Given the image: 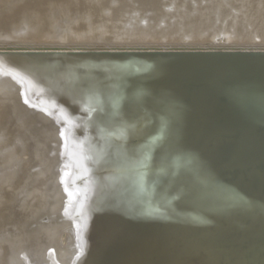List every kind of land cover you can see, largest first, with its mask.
<instances>
[{"label": "rangeland", "instance_id": "obj_1", "mask_svg": "<svg viewBox=\"0 0 264 264\" xmlns=\"http://www.w3.org/2000/svg\"><path fill=\"white\" fill-rule=\"evenodd\" d=\"M17 1L21 0H11L9 7L1 4L0 15L2 10L11 9ZM96 2L99 3L96 4ZM45 3L47 10L52 12L57 20L51 27L52 35L46 40L45 48L68 49L53 53L46 51L47 53L43 54L48 56L64 53L68 61H73L76 65L72 67L68 65L66 68L67 72L65 70V77L62 80L65 86L57 85L59 89L51 88L47 92H41L43 89L40 85L41 80L48 79V76L52 77L53 73V76H56L59 72V68H57L59 65H55V62H62L61 58L64 56L57 55L52 60L50 59L49 64L43 66L45 71L42 70L43 68L38 71L40 67H34L32 70L35 69V72L37 70L36 75L40 73V70L44 73L41 72L40 75L33 76V82L31 77L33 74L35 75V72L31 71L33 74L29 76L28 81L31 79L32 84L30 81H25V83L27 86L30 84V88L34 87L41 92L36 93V98H33V95L28 96L29 92L34 94L36 91L32 88L33 91L30 89L27 92L29 87L25 86V83V87H22L24 91L21 90L25 95L16 94L17 87H14L15 89L9 87L10 92L8 91V93L11 94V97L14 94L19 96L11 99L12 101L19 99L17 101L19 104L14 101L17 104L16 107L19 106L21 109L25 103L27 106L31 104L29 109H26V105H24L26 108L22 106L20 111H18L19 107L15 108L16 114L21 115V111L24 112L25 108L29 114L32 113L30 115L33 119V121L31 118L27 119L26 111L27 122L29 123L31 120L36 124L34 125L30 121L29 125L34 126L31 128L33 132L30 131L33 136L30 134L28 137L31 136L33 139L30 141L31 138L27 139L28 137H26V142L23 140L22 150L31 148L30 142L33 147L40 144L43 147L40 146L41 153L31 160L38 159L37 157L40 155L42 159L41 162L35 160L33 166H37V163L42 166L43 163L49 162V159L46 161L45 158L43 159L42 152H46L52 147L57 133L48 132L51 125L47 117L49 118L51 113L56 111L54 107L65 108L64 105L67 103L72 105L75 103L73 107L69 105L70 108H73L72 111L70 109V112L68 104L65 109H62L65 113L68 112L65 114L68 117L64 118L67 122L61 121L62 123H59L61 126H59L65 129L72 122L74 124L77 122L73 120L71 122L69 119L82 118L79 111L77 112L81 100L77 102L78 104L75 102L80 99L79 95L81 99L82 94L86 95L89 102L94 101V95L97 99L95 105L94 102L91 104L94 105V109L90 104L91 107L88 105L89 110L93 112L87 114L86 118L89 122L83 119L85 118L83 116L78 125L75 126L72 123L71 126L74 127L71 131L70 126L67 133L60 134L65 132H63L64 129H61L59 134L63 136V140L67 135L69 137H66L67 141L69 140L68 144L75 143L79 149L77 152L80 154L83 152V156L78 155L80 164H85L86 156L87 160L91 159V156L88 159L89 155L86 153H90L92 156L96 153L92 158L96 157L98 160L96 158V162L94 159L91 160L97 164L89 167L78 165L73 169L72 177L83 176L82 180L66 190H62V199L60 200L62 202L87 203L92 208L93 214L96 215L103 206L100 202L107 204L121 196L125 203L120 207H109L105 221L86 247L81 246L83 245L81 242H74L73 246H69L66 242L72 233L78 236L87 234L86 228L73 227L76 224L77 226L81 224L84 215L76 212L70 220L56 214L52 221L56 227L50 225V228L52 226L58 228L56 233H60L58 236L63 242L62 246L57 243L52 246L55 248H53V253L58 254L56 259L60 264H96L108 254L123 256L126 247H133L135 244L144 245L151 236L156 238L152 243V248L142 252L157 251V261L154 264H159L164 259L163 256L169 254L166 245L170 243V239L167 238V234L183 227L186 228V238L173 247L175 254L170 257L169 264H179V259H185L186 264H194V262L199 264L204 254L203 257H209L211 254L215 257H209L211 259L208 258L209 263L207 264H213L214 261L215 264H218L216 262H219V259L221 264H231L234 258L242 257L236 260L238 264H241L239 262H242L243 256V264H264V239H259L260 229L263 225L259 220L255 222L254 218L262 211L263 214H258V216H261L264 221V54H195L192 51L185 52L184 50H180V54L163 53V50H159L162 52L158 54L154 52L158 51L154 49L163 48L264 47V0H45ZM92 3H94V8H90ZM88 8L91 12L84 16V11H87ZM69 13L70 15L65 19L64 15ZM72 28L73 30L70 31ZM25 30L26 28L23 27L20 33ZM0 40H2L0 49H2L1 47L9 48V46L11 48L10 43L4 38ZM3 43L5 44L2 46ZM108 44L115 45L120 51H125L127 48H151V50H146L148 52L145 53L142 51L140 54H116L114 57H112V53H69L77 51L75 50L77 48H102L105 45L108 47ZM83 68L85 69L83 70ZM53 70L54 72H52ZM255 71H259L257 77H249L240 86L222 87L229 81L236 80L243 75H250ZM183 80L206 81V85L195 89L188 85L183 86ZM73 83L74 85H71ZM69 84L74 88L69 87ZM61 87H65L64 93H62L63 88ZM7 90L8 88L4 92ZM66 92L69 95L72 92L75 98H78L73 97L75 101L71 98L67 99L72 94L67 96ZM62 94H66L62 98L67 99V102L61 98ZM4 95L0 91V100ZM76 95L78 96L76 97ZM223 95L225 99L220 101L219 97ZM7 96L10 98V95L7 94ZM185 96L189 97L190 101L187 104H182L181 99ZM254 97L260 99L258 106L251 103ZM84 99L86 98H83L81 104L83 105L84 102L88 104V100H86L87 103ZM68 100L74 102H68ZM22 101L25 103L21 105ZM126 101H128V109L125 108ZM164 102L166 106L161 108L160 106ZM63 103L66 104L62 105ZM36 108L40 109L38 113H42V116L36 112ZM75 108L77 110H74ZM237 108L251 112V117L254 119L249 123L235 122L232 119ZM73 111L80 116L77 114L75 116ZM33 114L37 116L35 119ZM15 117L19 121L18 119L21 120L23 116ZM15 119L13 122L16 121ZM69 121L71 123L68 125ZM80 121L82 122L80 123ZM16 122L13 123V127L18 123ZM41 127H47V131L46 129L44 131L49 138L43 139L45 133L43 134L44 131ZM16 128L19 127L15 126ZM106 129H111L113 132L106 134ZM95 130H99V136L90 141ZM16 132L12 141H10L11 139L7 140V144L4 142L5 146L2 150L18 146L16 142L21 141L20 134H18L20 130L16 129ZM162 136L165 137V141H157V138ZM35 138L36 140H34ZM37 138L40 139V143ZM52 138H54L53 141ZM147 139L151 140L147 141ZM24 142L28 144L24 145ZM63 142L67 145L66 141ZM63 145L68 146L64 143ZM241 146L245 148L244 160L229 166L222 165V159ZM35 148H31V153ZM38 148L39 145L36 149ZM2 150H0V158L6 156L8 152H4V150L2 153ZM27 151L30 152L29 149L23 151L25 156H27ZM31 153H29V157ZM214 157L216 160L212 163ZM210 162L213 165L211 164L206 175L195 186L201 191L210 183V186H214L210 187L213 193L218 191L217 187L218 189L222 187L223 189L221 188L222 190L219 189V191L224 193V197L222 195L219 197L222 199L218 198L215 202L207 204L203 209L202 219L200 216L197 220L196 211L188 203L181 201L192 184V180L185 174V166L194 164L206 166ZM100 163H102L101 168H96ZM61 164L62 160L58 166H55L56 168H49L46 175L56 171ZM115 164L117 165L112 168ZM260 165L261 168H259ZM33 166L31 165L30 169L34 171L36 166ZM8 167L5 168L6 171L9 170ZM11 169L8 172L12 173ZM30 169L28 168V171L25 172L28 174L27 176L29 173L30 175L34 173L30 172ZM2 170L0 172L4 173L5 170ZM4 179L0 178V193L9 187L7 179L5 181ZM98 179L105 181L106 190L92 194L97 187ZM37 183L36 181L26 185L29 189L32 186L35 187ZM180 183L182 184L180 185ZM14 185L16 186L17 182ZM14 185L13 187H15ZM214 188H216L215 191ZM214 194L220 196L221 193ZM5 195L4 192L1 193L0 198L4 199ZM157 195L164 196L160 198ZM6 196L8 198L11 195L7 194ZM255 200L256 202H254ZM176 203L179 204L176 205ZM138 208L139 210H137ZM213 208H215L214 215L206 220L204 217L208 216L209 210ZM148 211L152 213V218L159 224L145 227V231L122 245L120 242L124 234L134 230V224L146 218ZM40 214V218L44 219L50 216L48 209H44ZM235 218L238 219L235 220ZM66 220H70L74 224H70L66 228L62 226L63 229L58 227ZM194 222L196 223L194 226H188ZM229 231H231L230 234ZM211 232V239L202 241V244L198 246L196 239ZM226 245L227 247H225ZM233 248H237V250L235 251ZM196 250L198 254L195 252ZM202 251L203 253H200ZM226 251H229L228 254L225 253ZM216 252L217 254H215ZM129 255L131 256V253L127 257ZM194 258L195 260H192ZM188 259H191L193 263ZM225 259L226 261L222 263ZM210 261L212 262L210 263ZM236 261L232 264H236Z\"/></svg>", "mask_w": 264, "mask_h": 264}, {"label": "bare ground", "instance_id": "obj_2", "mask_svg": "<svg viewBox=\"0 0 264 264\" xmlns=\"http://www.w3.org/2000/svg\"><path fill=\"white\" fill-rule=\"evenodd\" d=\"M10 2H11V0H0V5L3 4V5H6L7 7H9ZM98 3L99 2H96V4H98ZM90 6H91L90 8H92L94 6V3H92ZM90 8H88L87 11H84V16H87V14H89L91 12ZM69 15H70V13L64 15L65 19H67V16H69ZM111 19H112V17H111ZM56 21L57 20L54 17L53 13L50 12L49 10H47V5L45 3V0H35V1L34 0L33 1H31V0H21L19 2L17 1V2H15V4L13 5V7L11 9L2 10V14L0 15V37L4 38L6 41H8V43H10L9 45H11V48L9 46V48L1 47L2 49H0V91H1V93L5 94L4 97L3 96L1 97L2 100H0V120H1V123H0V150H2L4 148V146H5L4 142H6V144H7V140L11 139L10 141H12L13 137L15 138L14 135H16L15 133H17L16 129L18 131L20 130V133H18V134H20L19 136L21 137V141H19L20 144L18 142H16V145L18 144L17 147L16 146L15 147L11 146L12 149H11V147H9L10 150L7 148L8 150L4 149L5 151L4 150L1 151L2 153H3V151L4 152L8 151V152L6 153V156L0 158V170L1 171H3L2 169L5 170L4 173L0 172V178L1 179L2 178L3 179L6 178L7 182H8V186H9V187L6 186L8 188H6V189L4 188L5 190H3V189L2 190L4 192V195L8 194L9 196L10 195L11 196L6 198L7 196L5 195L4 199L0 198V264H60L58 259H56V256L58 254H56V252L53 253L54 252V250H53L54 247L52 248V246H54V243H55V245H57V244H60L61 246L63 245L61 237L58 236L60 233H58V232H57L58 234L56 233L58 228H55L56 226L52 222L53 218H54V216L56 214L62 215L64 217H66V219H70V220L72 219L74 214H76V212L78 214L84 215L82 220H81V224L78 225V226L76 224L73 227L86 228L87 229V234L84 235V236H78L77 234H75V233L73 234L72 233L70 235L71 237H69L68 241H66V242H68L69 246H73L74 242H81L83 244L81 246L86 247V245H88L91 242V240L93 239V236L97 234L98 228L100 227V225L105 221V218L107 216L109 207L110 206L120 207V206H123V204H125L124 201L122 200L123 198H121V196L118 197L117 199H115L113 202H109L107 204H104L103 202H100V203H102L103 206L101 207L100 212L96 215V214H93L92 208H90V206H88L87 203L78 202V201L62 202V200H60V199H62V196H61V191L62 190H66L70 186H72V185H74V184H76V183H78V182H80L82 180L83 176L82 177L79 176L80 178L72 177L71 173H72L73 169L77 168L78 165L83 166V167L84 166L85 167L86 166L89 167V166H96V164H97V163H95L96 162V160H95L96 157L92 158L96 154L95 151H94L95 154L93 156L90 155V153H86V154L89 155L88 159H90V156H91V159H94L95 162H93L94 160L92 161L91 159L87 160V156L85 155L86 156V157L84 156L85 159H86L85 160V164H80V162L78 160V158H79L78 155L83 156L84 155L83 152L81 150H80V152H82L81 154L77 152V150H79V149L75 145V143L74 144L70 143V145L73 144V146H70L68 144L69 140L67 141V138H69V137L67 135L64 137L66 140L65 139L63 140V138H62L63 136L60 135V134L63 135L65 133H67L66 131L68 130V127H70L72 125V123L74 124V122H72V120L73 121H77L74 124L75 126L78 125L79 120H81L83 118V116L85 117L83 119L87 120V118H86L87 114L91 112V110H89V108L92 106L91 108L94 109L93 106L96 104L95 102L97 100L96 97L93 94L92 95H93L94 101H92V102H94V105H91L92 102L91 101H90L91 103L89 102L88 98L85 97L86 95L82 94L83 95L82 99H81V96L79 95L80 99L78 100L77 99L78 95H76L77 98H75V96L72 94V92H71V94L73 96L71 94H70L71 95L70 96L69 93L67 94V92H66L67 96L68 95L70 96L67 99H69V98L73 99V97H74L75 99H77V101H75L73 99L76 103L80 102V100L82 102L83 98H86V99H84V101L88 100V102H89L88 103L86 101L88 104H86L84 102L87 106L84 103L82 105L81 102H80V106L78 105L79 107L77 108L78 110L76 108L74 109V110H77V112L79 111L78 113H80V115H82L81 116L82 118L80 117L81 119H78V117H75L77 112L75 114L74 111H73V113L75 114V116L74 115L73 116L75 118H77V119H73V118L69 119L68 118L72 123L69 121L68 125L70 123L71 124L67 128L64 129V128L60 127L61 124H59L61 121L64 120V118L68 117V115L67 116L65 115V114L68 113L67 110H66L67 113H65V111L62 110L64 108L63 106H62L63 108L54 107V108H56V111L54 113H51L49 118L47 117V119L50 120L49 122H50V125H51V126L49 125L51 128L49 127L50 130H48V132L50 131V132L57 133V137L55 139L52 138V141H53V139L55 140V141H53L54 144L52 143L53 144L52 147L51 148L49 147L50 149L47 150L46 152H44L42 150L43 151L42 155L44 156L43 159L45 158V161H46V159H49L50 163L47 161L46 164L43 163L42 166L41 165L39 166L38 163H37V166L36 165L33 166V164H34L33 162L35 160H37L38 162H41L40 160L42 159V156L40 155V156L37 157L38 159L40 158L39 160L36 159V158H34V160H31V159H33V157H36L37 155H39L41 153L40 148L42 147V145H40V144H37V146H34V147L37 148L38 145H39V148L38 149H36V148L33 149L32 150L33 152L31 153V148H34V147H33V144L30 142V145L32 147L31 148H27V149L30 150V152L27 151L28 152L26 154L27 156H25L23 154V151L27 150V149L24 150V148L22 150L23 140L26 142V137H28L31 134V132H33V131H31V128H33L34 126L29 125L31 120H29V123L26 120V116L27 115H26L25 112L27 110H25L26 107L24 105L27 106V103H25V101L21 102V105L23 103H25L24 105H22V106L25 107L23 109L24 112L21 111V113L22 114L24 113V114L23 115L21 113H20L21 115H19L18 113L16 114L15 108L17 109V107H19V106L16 107V105L19 104V102H17L19 99L14 100L15 102H17V104H16V103H14V101H12L13 100L12 97L13 98L14 97L18 98L19 96L17 95L18 96L17 97L16 94L20 95V94L23 93V92H21V90L23 89L22 87L27 86L26 85L27 83H25V81L27 82L28 79H29V76H31L35 72V69H34V71L32 70L34 67H37V68L40 67V68H38V71H39V69L43 68V66L45 67L44 64H47L48 61H50V59L52 60V58L54 56H57V55L58 56L61 55V57L64 56L63 58L60 57L62 59V62H60V63L59 62H57V63L55 62V65L56 64L59 65L58 67L56 66L57 68H59V72H58V70L57 71L55 70L56 72H58L56 74V76H53L54 73L53 74L51 73L52 77L48 76V79L46 78L45 80L42 77L43 80H41V83L43 84V82H44V85H42L40 83V85L42 86L41 88H43L42 90L40 89L41 92L42 91L43 92H47L51 88L55 89L57 87V85L58 86L59 85L62 86V84L64 82L62 80L65 77V75H64L65 70L67 72L66 68H68V65L71 66V67L73 65H76L75 63H73V61H70V60L68 61V59H67L66 55H64V53L57 54V55H48V56H46L47 54H43L46 51H48L49 53H53V52H59L61 50L68 49V48H66V49L65 48H45L46 44H47V43H45L46 40L52 35L51 27H52V25L54 23H56ZM23 27H25L26 30H25V32L20 33V31L23 29ZM73 28L70 31H72ZM2 40H0V42ZM42 42H44L45 44L44 43L42 44ZM8 43H6V44H8ZM4 44L5 43H3L2 46ZM3 48H6V49H3ZM75 50H77V51L69 52V53L70 54H81V53L82 54L83 53L111 54L112 53L113 54L112 57H114V55H116V54L117 55L140 54V52H142V51L145 53V52H148L146 50H151V48L150 49H148V48L147 49H144V48H127L125 51H120V50H117V47L115 45L108 44V47H106V45H105V47H102V48H100V47H88V48H77ZM154 50H158V51H154L156 54L162 52V51H159V50H163V53H170L171 52V53H177V54L181 53L180 50H184L185 52H191L192 51L195 54H212V53H216V54H219V55H224V54H236V55H238V54H241V55H245V54L246 55H248V54L249 55H252V54H264V47H242V46L241 47L163 48V49H154ZM59 61H61V60H59ZM86 64H88V63H86ZM79 66H81V65H79ZM44 69L45 68H43L42 70H44ZM84 69L85 68H83V70ZM42 70H40V73L42 72ZM31 71H33L32 74H31ZM52 72H54V70ZM40 73L38 75H40ZM42 73H44V72H42ZM36 74H37V70L35 72V75L33 74L32 77H31L33 82H34L33 76H38ZM258 74H259V71H255V72H253L250 75H243V76L239 77L236 80L229 81V82L225 83L222 87H224V86L233 87L235 85L240 86V84L242 82H244L245 80H247L249 77H257ZM239 80H241V81H239ZM24 83H25V86H24ZM31 84H32V82H31ZM69 85H66V86H69ZM71 85H74V83L71 84ZM71 85L69 87H72ZM187 85L189 87H191V88L193 87V88L197 89V88H200V87L206 85V81L191 82V81L183 80V86H187ZM38 86H39V84H38ZM9 87H11V88L13 87V89H15L14 87H17V91L13 90V91H15L16 94H14V96L12 95V97H11V94L8 93V91L10 92ZM27 87H29L27 92H29L30 89H31V91H33L35 89L34 87H32V88H34L32 90V88H30V84ZM27 87H26V90H27ZM7 88H8V90L4 92V90H6ZM57 88L59 89V87H57ZM61 88H63V92L62 93H64V90H66L65 87H61ZM72 88H74V87H72ZM72 90H70V91H72ZM22 91H24V90H22ZM35 91H34L35 92L34 94H31L33 92H29V94L28 93H26V94H28V96L29 95H33L32 97L36 98V95L38 94L37 92H39V93H41V92L37 91L36 89H35ZM11 92H12V90H11ZM60 92H59V94H60ZM7 94L10 95V98H9V96H7ZM66 94L65 95L62 94L61 98L63 96H66ZM80 94H81V92H80ZM22 95H25V94H22ZM39 95H41V94H39ZM90 98H92V97H90ZM28 99H30V98H28ZM28 99H26V100H28ZM62 99H64V98H62ZM67 99H64V102H65V100L67 102ZM224 99H225L224 95L219 97L220 101H223ZM38 100H39V97H38ZM44 100H45V98H44ZM50 100H52V99H50ZM73 100H71V101L68 100V102L70 101V102L73 103L74 102ZM28 101H26V102H28ZM189 101H190V99L187 96H185V97H183L181 99L182 104H187V103H189ZM127 102L128 101H126V106H125L126 109H128V107H129ZM251 103L254 106H258L260 104V99H258L257 97H254L252 99ZM28 104H29V102H28ZM64 104H66V103H63L62 105H64ZM67 104H68V106L72 105L71 103L70 104L67 103ZM67 104L64 105V106L67 107ZM74 104L75 103H73V105ZM30 105H28L26 109H29ZM73 105H72V107H73ZM22 106H21V109H22ZM70 106L68 108L69 112H70V109H71V111L73 109V108H70ZM165 106H166V103L164 102V103L161 104L160 107L161 108H165ZM21 109L19 107L18 111H20ZM59 109H61V110H59ZM39 110L40 109H37L36 112L37 113L40 112ZM63 111H64V113H63ZM27 113H28V118L27 119H30V118L32 119V116L30 115L32 113L29 114L28 111H27ZM33 113L35 114V112H33ZM73 113H70V114H73ZM91 113H93V112H91ZM41 114H39V115H41ZM35 115H37V114H35ZM39 115H38V117H39ZM78 115L79 114H77V116ZM233 115L234 116H233L232 120H234L237 123H247V122L249 123V121H252L254 119V118L251 117L252 116L251 112H249L247 110H240L238 108L235 109V112L233 113ZM15 116H17V118H19L18 116H21V117L23 116V117H22L21 120L18 119L19 121H17L15 119L16 118ZM94 116H95V114H94ZM36 117L37 116H35L34 119ZM45 117H46V115H45ZM13 119H15L19 123V125H18V123L14 120L17 123V124H15V126H18L19 128L15 129V126L13 127V123H15V122H13ZM47 119L45 118V120H47ZM32 121H33V119H32ZM82 121H85V120H82ZM82 121H80V123ZM64 122H67V121L64 120ZM34 125H36V124H34ZM73 127L72 126L70 127V131H71V129ZM46 128L47 127L42 128L43 131ZM61 129L62 130L64 129L63 132L64 131L65 132L64 133H60L62 131ZM46 131H47V129H46ZM70 131L68 133L69 136L71 134ZM112 132L113 131H111V129H106V131H105L106 134H110ZM44 133H45V131L43 132V134ZM98 133H99V130H95L93 132V134L91 135L90 141L94 140L95 138H97L99 136ZM46 135H47L46 133L43 135V139L49 138V136L47 135L48 136L47 137ZM116 136H117V134H116ZM29 138H31L30 141H32L33 137L30 136L27 139H29ZM38 139L39 138H37V141H38ZM40 139H41V137H40ZM40 139H39L38 143H40ZM34 140H36V138ZM133 140L135 141L136 139H133ZM150 140L151 139H147V141H150ZM63 141H66L68 146ZM157 141L164 142L165 141V137H163V136L162 137H158ZM25 142H24V145L28 144V143H25ZM45 142H46V140H45ZM63 143L67 147H65L63 145ZM48 146H50V145H48ZM74 146H76L77 148L74 147ZM86 151H88V150H86ZM92 152H93V149L91 151V154H92ZM29 153H31L30 157H29V155H30ZM244 156H245V148L242 147V146L238 147V148L235 149V151L233 153H231L230 155H227L226 157H224L222 159V165L229 166V165L238 163V162L244 160ZM98 157H99V155H98ZM61 160H62V164H61L60 168H58L56 171L51 172V174L46 175V171L49 168H51V167L53 168L56 165L58 166L59 163L61 162ZM215 160L216 159L214 157L213 162L212 161L211 162L214 163ZM211 162H210V164H208L206 166H201L199 164H194L193 166H189V165L185 166V168H186V173L185 174H186L187 178H190L192 180V184H191V187L188 190L187 194L182 198L181 201L183 203H185V202L188 203L189 206H191L196 211L197 220L202 215L203 209H204V207H206L207 204H209L211 202H215L222 195H223L222 197H224V193L222 191L221 192L219 191V189L220 190L223 189L222 187H219V189L217 187V190H218L217 192L215 191L216 188L213 189L215 191L214 193H217V194L221 193L220 196H219V195L214 194L211 191L212 188H210V187H214V186H210V183L207 185L206 188H204L201 191H199L196 188V186H195L196 183L198 181H200L206 175L207 171L211 168V166L213 165ZM9 165H12V166L10 167ZM13 165H15V166L13 167ZM29 165H30V167H28ZM31 165L33 167L36 166L34 171H33V169H30ZM101 165H102V163L98 164L96 168H101L100 167ZM116 165L117 164L113 165L112 168H114V166H116ZM236 165H238V164H236ZM7 167L9 168V170H10V168H12L11 169L12 173L8 172L9 171L8 169L6 171L5 168H7ZM28 168L31 170L30 172H32V173L34 172L32 175H30V173H29V176H27L28 174L25 173L26 171H28L27 170ZM259 168H261V165L259 166ZM101 172H102V170H101ZM40 174H42V175L40 176ZM159 177H161V176H159ZM237 177L240 178L239 176H237ZM6 179H4V181ZM36 181L38 182L37 185H35V187L32 186V188L28 189L26 184L30 185L31 183L36 182ZM7 182H5V183H7ZM15 182H17L16 186L14 185ZM121 183H122V181H121ZM182 183H180V185ZM96 184H97V187L95 185L96 189H95V191L92 192V194H97L100 191L104 192V190H106V186H105L106 184H105V181L103 179L102 180L98 179ZM13 185L15 187H13ZM25 185H26L27 188L25 187ZM104 186H105V188H104ZM121 186H122V184H121ZM118 187H120V186H118ZM3 192H1V193L3 194ZM163 196L164 195H157V197H160V198H163ZM165 196H168V195H165ZM219 199H222V198H219ZM102 201H103V198H102ZM254 202H256V200ZM178 204L179 203H176V205H178ZM175 207H177V206H175ZM44 209H48L49 210V215L50 216L47 219H44L43 217L40 218V215H41L40 212L43 211ZM137 210H139V208ZM213 210H215V208L210 209L209 211L211 212ZM210 212L208 213V216L205 214L207 217L206 216L204 217V215H203V217L206 218V220L210 219L214 215V211L211 212V214H210ZM151 214L152 213H150L148 211L146 218H144L141 221H137L134 224L135 225V229L134 230H130L131 232L129 231L128 233L124 234V237H122V240H121L120 243L122 245H124L127 242H129L131 238H133V237L137 236L138 234H140L141 232L145 231V227L154 226V225L159 224V222H156L152 218ZM258 214L260 215V214H263V213L261 211ZM258 214L254 218L256 220L255 222H257V220L262 222L263 226L260 229V233H259V236H260L259 239L262 240V239H264V221H263V218L261 216H258ZM238 218H235V220H237ZM200 219H202V216L200 217ZM70 220H66L63 224H61L58 227L62 228V226H63V228L64 227L66 228L70 224L73 225L74 222H72ZM195 224L196 223L194 222L192 224H188V226H194ZM228 224H229V222H228ZM50 225H53L55 227L52 226L50 228ZM76 228H74V229H76ZM185 229L186 228H184V227L183 228H179V229L177 228L176 230L170 231V234H167L168 235L167 238L170 239V243L166 245V248H168L167 250L169 251L168 252L169 254L164 255L163 256L164 259L162 261H160L159 264H169L170 263V261H171L170 257H172L175 254V250H174L173 247L178 242H180V241H182V240H184L186 238ZM237 231H238V229H237ZM230 233H231V231H229V234ZM208 235H206V233H205V235H204L205 238L204 237H198L196 239L197 245L198 246L201 245L202 241H206V240L209 241V239H211L212 232L208 233ZM206 236H208V237H206ZM227 237H229V236H227ZM245 238H247V237H245ZM155 239H156L155 237L151 236L149 238V240H147L145 242L144 245H139V244L136 245L135 244L133 247H126L125 254L123 256H115V255L108 254L106 257H104L103 260L98 261L96 264H154L157 261V258H156L157 254H158L157 251L153 252V253H144L142 251L145 250V249H151L152 245H153L152 243L155 241ZM250 240H253V239H250ZM219 242H220V240H219ZM212 243H213V241H212ZM255 244H257V243H255ZM232 245H233V243H232ZM240 245H241V243H240ZM238 246H239V244H238ZM238 246H237V248L239 249ZM205 247H206V245H205ZM219 247H221V246H219ZM225 247H227V245ZM237 248L236 249L233 248V249L236 251ZM58 249H60V247H58ZM80 249L81 248L79 247V250ZM205 250H207V249L205 248ZM212 251H210V252H212ZM117 252H118V250H117ZM195 252H197V250ZM206 252H204V253H206ZM217 252L215 254H217ZM228 252L226 251L225 253L228 254ZM230 252H233V251H230ZM130 253H131V256L129 255V257H127V255L130 254ZM192 253H194V252H192ZM200 253H203V251L200 252ZM240 253L242 254L241 251H240ZM80 254H82V253L80 252ZM197 254H198V252H197ZM208 255H209V253H208ZM203 256H205V254L202 255V257ZM211 256L213 257L212 254H211ZM211 256H209V257H211ZM225 256H227V255H225ZM230 256H232V255H230ZM233 256H234V254H233ZM197 257H198V255H197ZM197 257H195V258H197ZM199 257H201V256H199ZM202 257L200 259V263L199 264H201V263L203 264L205 262H206L205 264L209 263L208 262L209 261L208 260L209 257H203V258ZM189 258H191V257H189ZM195 258L192 259V260H195ZM213 258H215V257H213ZM216 258H217V256H216ZM241 258H237V259H241ZM209 259H211V258H209ZM226 259L222 263H224L226 261ZM234 259L232 261L233 263H234V261L237 260L236 258H234ZM243 259H244V256H243ZM243 259H242V262H244ZM79 260L80 259H78V261ZM159 260H160V258H159ZM179 260H180L179 264H186L185 259H179ZM188 260H191V259H188ZM192 260H191V263H193ZM211 262L212 261H210V263ZM232 262H231V264H232ZM242 262L240 261L239 263L243 264ZM196 263L194 262V264H196ZM212 263L215 264V261L212 262ZM216 263L221 264L220 259H219V262H216ZM226 263H228V262H226ZM63 264H65V263H63ZM236 264H238L237 261H236Z\"/></svg>", "mask_w": 264, "mask_h": 264}, {"label": "water", "instance_id": "obj_3", "mask_svg": "<svg viewBox=\"0 0 264 264\" xmlns=\"http://www.w3.org/2000/svg\"><path fill=\"white\" fill-rule=\"evenodd\" d=\"M242 80V79H241ZM241 80H239V81H241Z\"/></svg>", "mask_w": 264, "mask_h": 264}]
</instances>
